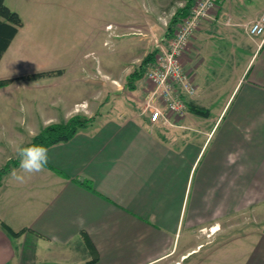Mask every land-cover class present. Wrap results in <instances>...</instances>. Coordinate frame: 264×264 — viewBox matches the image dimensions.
I'll return each mask as SVG.
<instances>
[{"label": "crops", "instance_id": "obj_1", "mask_svg": "<svg viewBox=\"0 0 264 264\" xmlns=\"http://www.w3.org/2000/svg\"><path fill=\"white\" fill-rule=\"evenodd\" d=\"M5 1L23 25L0 59V80L15 78L7 85L13 92L26 87L67 95L60 118L49 108L32 137L74 116L91 120L70 140L47 147L43 172L20 183L12 176L23 174L17 165L3 176L0 264H264V36L247 32L264 14V0H228L202 21L183 60L195 67L194 103L210 116L189 111L167 123L146 117V92L139 85L132 91L139 100L114 108L98 102L95 70L85 80V72L49 64L79 57H41L30 49L50 41L78 44L79 18L88 8L84 0ZM162 2L148 9L166 26L189 0L169 16L161 14ZM99 3V14L111 17L113 0ZM136 3L139 15L126 19V29L145 20V0L141 8ZM124 4L127 11L129 0ZM113 26L109 21L104 27L111 33ZM152 26L148 30L155 34ZM138 39L144 44L153 37ZM51 70L60 73L27 78ZM233 72L234 81L225 86ZM10 159L0 160V170ZM251 212L255 224L241 232L240 218ZM230 222L228 240L208 247L204 234L223 237ZM4 224L22 232L14 235Z\"/></svg>", "mask_w": 264, "mask_h": 264}, {"label": "rangeland", "instance_id": "obj_2", "mask_svg": "<svg viewBox=\"0 0 264 264\" xmlns=\"http://www.w3.org/2000/svg\"><path fill=\"white\" fill-rule=\"evenodd\" d=\"M95 1L96 3L93 4ZM100 1H102L103 6L104 0ZM125 1L128 0H113V12L110 17L108 13L99 14L101 5L99 0H84L88 8L81 13L79 18V23L81 26L77 32L81 35L82 40L78 44L65 43L63 45H58L55 41H50L51 43L43 45L29 46L31 50L34 49L36 51L35 55H39L41 57L47 56L54 59L60 57H79L80 60L78 61L72 60L73 62H59V64L57 61H52L49 62V64L51 63L55 66L61 64L69 65L71 70H75L78 74H84L85 72V80H88L87 76L89 72L92 74L95 70L96 78L92 77L91 79L96 80L98 102H102V104L112 103L114 108L115 105H119L120 102L125 101L126 99L134 102L141 98L140 94L132 92L136 90V88L131 89L129 87V76L135 71V69L139 68L143 59L156 48L157 44L154 41L160 42L166 37V34L163 32L166 28H168L169 25L167 24L165 26V24L158 19V15L156 13H150L152 10L148 9V4L149 6L151 3L160 5L159 0H145L146 5L144 8L147 13L142 26H135L129 29L124 28L123 25L127 24L126 19H134L139 15L138 10L136 9V2H139L140 8L143 6L142 0H129L128 10L125 11ZM161 2L166 5L160 8L161 14L165 16H169L174 11L176 6L183 3L182 0H161ZM89 8L94 9L96 13L89 11ZM155 18L157 19V22L153 21ZM109 21H111L114 25L111 33L108 29H106V27H104ZM150 24L153 25L152 27L156 28L155 34H153L154 31L151 32L148 30ZM95 25L97 28H95ZM247 32L249 33V28ZM146 34L153 37V39L144 41V44L139 43L138 38L141 36L143 37V35ZM84 36H89L90 39L85 41L83 40ZM258 37H263V35ZM37 50H41V52L39 53ZM187 50L188 47L186 51ZM197 59L199 60L198 57ZM40 62L43 63L44 61L42 60ZM189 65L191 67L190 69L188 68L189 66L186 67L192 72L195 67L191 66V62H189ZM235 73L236 72L230 73L231 77L229 82L223 83L225 86L227 84L230 85V83L234 81ZM227 74L228 71L226 72V75ZM56 75H58V73L54 72L51 76ZM139 80H136L134 85L136 87L139 85V88L142 90L144 89L146 92V96L143 97L141 103L147 109L148 95L153 86L148 80L144 78L140 81ZM109 82H112V84L109 85ZM72 86L73 87L71 90H74V88L77 87L76 85L74 86V84ZM225 86L223 87L222 85L221 88H226ZM80 87L83 90V86L81 85ZM20 88L21 89L19 91L13 92V89H10L7 87V85L0 87V160L3 159L4 161L7 156H11V159L8 162L12 161V159H18L17 148L25 147L33 140L32 138L34 137L32 136L34 133L43 128L45 112L47 110H50L51 108L54 110V112L56 110L58 113L57 118H60L59 116L61 114L59 111L62 109L63 103L65 102V98L67 96L57 90H47L44 95L37 91L31 90L30 88ZM196 93L192 97H187L186 100L188 102H195V100L198 101L196 98ZM129 94H132L133 96L129 97ZM75 95L81 96V93H75ZM37 96H40L41 99L46 97L48 102L45 104L41 100H34V98ZM225 98L226 96L224 95L220 99V103L223 102ZM39 103H43V106H46L48 109H42ZM150 111L151 107H149L145 112L146 117L149 116ZM214 112L216 113L217 111L214 110ZM240 223L241 228L239 227V229L241 232L248 230L252 225H254L255 215L253 212L242 215L240 218ZM231 224L232 222L226 223L225 229L222 232L223 237H210L209 234L205 233L204 238L205 241H208L207 246H215L223 240L227 241V236H230L234 229V226ZM236 228H238V226H236L235 229Z\"/></svg>", "mask_w": 264, "mask_h": 264}, {"label": "built area", "instance_id": "obj_3", "mask_svg": "<svg viewBox=\"0 0 264 264\" xmlns=\"http://www.w3.org/2000/svg\"><path fill=\"white\" fill-rule=\"evenodd\" d=\"M226 1L193 0L189 13L180 17L172 33L157 43L155 57L143 76L153 86L148 95L149 118L153 123H167L172 116L181 117L190 111L186 99L197 92V83L183 56L202 21ZM249 31L264 36V14L250 25Z\"/></svg>", "mask_w": 264, "mask_h": 264}, {"label": "trees", "instance_id": "obj_4", "mask_svg": "<svg viewBox=\"0 0 264 264\" xmlns=\"http://www.w3.org/2000/svg\"><path fill=\"white\" fill-rule=\"evenodd\" d=\"M191 9V0H189L188 4L183 8H180L174 15L168 30L167 34H171L173 30L172 24H175L180 16H185L189 13ZM179 18V19H178ZM23 25V20L20 14L12 10L7 4L5 0H0V59L2 58L5 51L8 49L11 44L13 38L17 34L19 28ZM157 49L155 48L152 52H150L142 61L141 65L138 69H135L133 73L129 76V87L131 89H135L136 86L134 82L143 78L144 73L146 71L147 65L154 59ZM54 72L60 73V70L57 71H39L32 73L27 76L30 79H38L45 76H51ZM15 79V78H14ZM14 79H2L0 80V87L6 86L10 84ZM189 109L191 112L208 117L210 116V110L202 107L194 102H189ZM91 119L84 118L81 120V116H74L66 123H53L44 128L42 132L37 134L33 140L28 143L26 146L30 145H43L46 148L56 144L61 141L70 140L78 131L80 127L86 125ZM25 146V147H26ZM19 165L18 159H12V161L8 162L1 170H0V186L2 184L3 176L11 170L13 166ZM5 227L14 235H19L22 231L16 232L13 231L10 227L4 224Z\"/></svg>", "mask_w": 264, "mask_h": 264}, {"label": "clouds", "instance_id": "obj_5", "mask_svg": "<svg viewBox=\"0 0 264 264\" xmlns=\"http://www.w3.org/2000/svg\"><path fill=\"white\" fill-rule=\"evenodd\" d=\"M19 168L23 174L13 171L12 176L17 182L23 183L26 178L39 174L49 163L48 149L43 145H30L17 148Z\"/></svg>", "mask_w": 264, "mask_h": 264}, {"label": "water", "instance_id": "obj_6", "mask_svg": "<svg viewBox=\"0 0 264 264\" xmlns=\"http://www.w3.org/2000/svg\"><path fill=\"white\" fill-rule=\"evenodd\" d=\"M81 120H84V118H83V117H81Z\"/></svg>", "mask_w": 264, "mask_h": 264}]
</instances>
